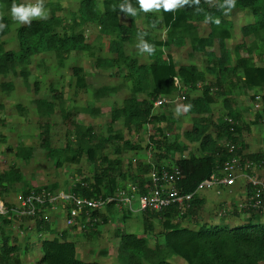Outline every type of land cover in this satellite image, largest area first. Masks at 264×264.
<instances>
[{
	"label": "trees",
	"instance_id": "obj_1",
	"mask_svg": "<svg viewBox=\"0 0 264 264\" xmlns=\"http://www.w3.org/2000/svg\"><path fill=\"white\" fill-rule=\"evenodd\" d=\"M122 2L79 0L69 18L60 13L63 7L58 1L47 3V19L33 20L31 26L17 24L12 31V20L5 12L13 3H27V0H0V21L7 25L0 32L1 76H19L26 85L29 83V66L38 62L37 57L43 61L45 56H53L58 65L63 66L64 59L71 52H86L92 57L95 68L123 71L124 81L129 87L121 105L111 108L107 135L97 136L92 127L71 122V136L62 147L51 146L47 122L57 108L63 110L61 93L55 92L50 85V96H37L31 100V106L44 121L42 142L39 148L18 144L14 154L23 165L12 164L0 172V199L8 209L14 201H8L6 196L14 190L22 193L42 188L59 191L53 187L55 185L31 186L25 181L23 171L40 150L46 162L55 168L64 164L78 165L84 157L92 166V174L83 175L65 191L82 197L104 199L115 195L128 180L137 184V194H144L149 186L148 173L152 169L177 167L183 176L177 181V186L183 192H191L202 180L218 173L224 161L233 155L240 157L242 165L247 160L263 161L264 164V153L245 152L247 145L242 139V132L249 125L241 120L242 115L233 98L234 90L239 88L251 93L249 98L253 101L256 94L252 93L257 90L261 95L256 96H260L261 108H264V61L263 64H256L251 56L255 41L263 38L264 43V0H236L235 7L226 15L216 7L218 0H200V11L196 10L197 6L186 5L175 12L138 11L135 17H126L119 12L117 5ZM132 3L136 6L135 0ZM235 10L249 14L251 19L241 25L240 40L230 46L234 30L231 15ZM208 15L218 18L220 23H206L200 32L199 24L205 23ZM88 24L94 25L100 36L107 39L103 47L98 46L97 49L87 39L85 29ZM159 32H164V36L158 35ZM141 33L144 34L143 39L155 48L152 56L141 54L142 60L136 53L128 51V47L139 42ZM11 42L15 43V47H6ZM188 47L204 56L202 67L192 61H177L176 51ZM191 52L188 57L192 56ZM71 72L74 85L89 86L83 66L75 64ZM174 77L178 78L180 86L174 83ZM33 86L34 92H37L38 79H34ZM91 87L88 88L93 99L101 101L116 94L123 85ZM14 88L12 79L0 82L3 92L9 93ZM180 94L184 95L183 105H191L190 111L185 114L192 121L182 133L177 132V120L168 116L170 113L164 108L166 103H174L173 99ZM160 97L168 102L154 107V102ZM218 104L222 113L217 112ZM17 107L22 110L21 105ZM92 110L99 111L96 108ZM260 121L264 123V110H257L249 123ZM116 122L121 125L119 129L113 128L112 123ZM150 126L145 148L154 151L156 160L139 161L133 171L129 168V173L124 171L120 157L122 151L140 149L136 143L126 139L125 134L145 131ZM229 144L235 146L233 152H229ZM108 145H112L113 157L106 152ZM191 145L196 146L195 150ZM245 188L247 195L252 194L250 185ZM208 192L195 195L182 213L175 204L160 210L121 208L122 220L134 212L141 214L143 232H118L116 264H175V260H183L185 264H263L264 212L255 208L239 209L238 202L234 200L224 214H219V210L213 207L215 205L207 201L210 198ZM115 206L112 202L106 205L105 212L101 209L95 211L94 214L102 220L86 227L81 234L89 238L100 235L99 226L110 221L113 210H118ZM136 206L134 203V208ZM153 220L157 221L159 229H155ZM29 221L31 227L25 224ZM16 223L18 229L25 233L31 228L36 234L51 230L48 221L40 214L21 218L9 210L0 214V264H23L21 256L30 249L28 241L24 246L17 243L13 235ZM69 236V230L63 229L34 243L40 255L33 264H103L97 260L82 259L77 242ZM100 252L107 254L108 250Z\"/></svg>",
	"mask_w": 264,
	"mask_h": 264
},
{
	"label": "rangeland",
	"instance_id": "obj_2",
	"mask_svg": "<svg viewBox=\"0 0 264 264\" xmlns=\"http://www.w3.org/2000/svg\"><path fill=\"white\" fill-rule=\"evenodd\" d=\"M58 1L63 9L60 11L64 17L69 18L70 12L75 10L79 0H45V4ZM101 1V0H100ZM28 2H34V0H27ZM48 9V6H46ZM9 17V11L5 12ZM234 22L233 30V41L230 46H233L238 40H240V27L247 21H250L251 17L249 14L242 11L235 10V13L231 15ZM141 17L138 18V23L141 25ZM18 23L13 22L11 24V30L13 31L15 26ZM206 26V23L199 24V31L202 32L203 28ZM86 37L91 43L97 48L103 47L106 43V38H102L97 31V28L94 25L88 24L85 29ZM161 37L164 36V32H159ZM15 38V37H14ZM10 42V41H9ZM139 42H135L132 46L128 47V51L133 54L139 55V58L142 60V53H140L139 48L137 47ZM250 43V40L249 42ZM8 43L6 47L13 48L15 43ZM98 47V48H99ZM97 48V49H98ZM98 51V50H97ZM193 51V52H191ZM192 53V56L188 57V53ZM243 55L246 53L243 52ZM251 56L254 58L256 64H263L264 61V43L263 38H258L255 41V46L251 53ZM176 59L179 62H194L198 66L202 67L204 64V56L201 53H198L188 48H182L176 51ZM38 62L33 63L29 66L30 75L29 83L24 84L21 77L13 76L9 74L7 76L0 75V82L2 80H14L15 88L13 91L7 93L0 90V172L8 169L12 164L19 166L21 162L15 157L16 146L20 143L25 145H32L36 148L41 146L42 142V131L44 130L43 123L38 115L36 114L34 108L31 106V100L34 97L50 96V91L48 88L50 85L53 86L55 92L61 93L64 101L63 110L57 108V111L47 120L50 130V142L53 147H62L68 141L71 136V122L82 123L93 128L97 136L107 135V127L110 123V111L111 108L119 106L122 103V99L128 94V82L124 81V72L112 68L110 70H100L95 68L92 65V57L89 53L86 52H71L65 59L64 65H58V62L53 56H45L42 61L40 57L36 58ZM40 59V60H39ZM79 64L84 67L85 73L87 74V79L89 86L98 87L105 84L115 85L120 84L118 92L112 94L108 99H103L101 101H96L93 99L91 91L88 87H80L74 85V81H71V68L73 65ZM38 79L39 88L37 92H34L33 81ZM126 84V85H124ZM92 88V87H91ZM193 94H196V91H192ZM249 94L245 89L241 90L237 88L233 92L234 105L237 110L240 111L242 115V121L247 123L249 127L243 129L242 139L246 143L247 148L245 152H257L260 151L264 153V123L260 121L257 124H250L254 118V114L257 111L255 107V98L252 101L249 98ZM253 95H261L260 91L255 90ZM255 95V97H256ZM174 103L165 104L164 108L168 116L174 117L177 120V132L182 133L186 128L191 126L190 117L186 116L185 113H181L180 116L175 114V110L178 106H183L184 95H178L175 97ZM21 105L22 110H20L17 105ZM99 109L98 112H94L92 109ZM162 108V107H159ZM217 112L222 113L221 107L218 104L216 106ZM163 109V108H162ZM264 108H258V111H262ZM68 112V114H67ZM216 112V113H217ZM67 114V115H66ZM67 116V119L65 117ZM114 129H119L121 127L120 123H112ZM149 130L151 131V126L148 127L145 131L140 130L139 132H132L130 135L125 134L126 139H129L136 143L140 149L134 151L123 150L121 153L122 167L124 171H133L134 166L139 161H155L156 157L154 151L145 148L148 143ZM170 140L172 136L169 135ZM112 145H108L106 152L110 157H113ZM194 145H191V148L195 150ZM144 148V149H143ZM23 165V164H21ZM20 165V166H21ZM253 167H256L254 170L255 173L260 175L262 169L264 172V164L260 168L255 164ZM129 168V169H128ZM244 171L252 174L251 169L247 168ZM92 166L85 160L83 157L80 164H64L61 168H55L50 162H46L45 155L42 150L32 159L31 163L24 169V178L31 186H50L58 188L59 190H67L70 188L73 182L80 179L83 175L90 176ZM253 170V169H252ZM130 180L126 181L123 184L125 187L130 184ZM241 184L245 190L247 182L245 184L244 179H240L237 182ZM236 185V184H235ZM123 186V187H124ZM215 189L210 190L207 194L210 198L207 201L213 207L218 210L222 206L228 204L227 207L232 206V203L235 201L241 200L240 196H228L225 193H218V198L215 193ZM19 191H12L6 196L7 200L10 202H15L16 194ZM210 194V195H209ZM230 194V193H229ZM237 198V199H236ZM116 208L117 205L115 206ZM114 209V208H113ZM102 212H105V207L101 209ZM118 211V212H117ZM113 211V214L110 218V221L107 223H102L99 226L100 230L104 231L103 236L97 238H89L85 235L78 234L81 237L77 239V250L79 256L84 260H97L103 264L114 263L116 264L115 258V247L118 245V232L124 230L125 232H133L141 234L143 232V225L141 214L134 212L128 214V218L125 220L121 219V214L123 209ZM127 213V212H124ZM64 216L60 217L57 226L65 225ZM16 227L13 229V235L21 246L25 245V241H30L28 243L30 249L24 255L21 256L23 264H33L35 258H38L40 255V250L36 248V244L41 240V237L36 234V232L28 231L25 233L22 229ZM153 225L155 229H159V225L156 220H153ZM54 226L53 227H57ZM78 231V230H76ZM79 232V231H78ZM30 233V234H29ZM156 233V232H155ZM36 243V244H34ZM150 243L153 244L154 240L151 239ZM102 249L108 250L107 254H103L100 251ZM183 264L185 262L181 260ZM178 260H175V264H182ZM264 264V263H263Z\"/></svg>",
	"mask_w": 264,
	"mask_h": 264
},
{
	"label": "built area",
	"instance_id": "obj_3",
	"mask_svg": "<svg viewBox=\"0 0 264 264\" xmlns=\"http://www.w3.org/2000/svg\"><path fill=\"white\" fill-rule=\"evenodd\" d=\"M174 83L180 86L177 77H174ZM175 100L177 99L175 98ZM260 100V96L255 97L256 110L261 108ZM166 102H168L166 98L160 97L154 102V107ZM224 120H227V118ZM234 149L235 146L229 144V152H233ZM255 164L260 168L263 165V161L256 163L247 160L242 165L240 157L233 155L224 161L218 173H213L202 180L191 192H183L177 186V181L183 177L177 167H173L170 170L165 168L161 170L152 169L148 173L149 186L147 191L141 195L137 194L138 188L135 183H130L126 187H119L115 195L105 199L102 197H82L63 190L53 192L45 188L39 190L31 189L28 193H17L14 205L9 209L3 200L0 199V214H4L8 210L17 218L33 217L40 214L41 218L47 221L49 220L48 213L62 210L66 212L67 225L82 232L86 227H91L102 220L94 212L106 207L109 203L115 202L118 209L126 207L132 211H140L147 208L160 210L163 207L175 204L182 213L190 206V202L195 195L221 187H231L240 179H246L247 184L252 187L253 191L252 194H245L243 199L238 201V208L243 210L255 208L264 212V172L262 169L260 175L255 173L256 167H253ZM247 168L251 169L252 174L244 171ZM134 203L137 205L136 208H134ZM227 210V205H224L219 209V214H224Z\"/></svg>",
	"mask_w": 264,
	"mask_h": 264
},
{
	"label": "clouds",
	"instance_id": "obj_4",
	"mask_svg": "<svg viewBox=\"0 0 264 264\" xmlns=\"http://www.w3.org/2000/svg\"><path fill=\"white\" fill-rule=\"evenodd\" d=\"M200 0H135L133 5L132 0H123L122 3L117 5V9L120 13H123L126 17H135L139 12H175L177 9L183 8L186 5L189 7L197 6L199 9ZM236 5V0H218L216 7L223 10L224 14H228ZM114 9V10H117ZM10 18L13 22L21 25L31 26L33 20L47 19L48 9L45 6V0H34V2L28 3H13L9 10ZM205 23L219 24L218 18L214 19L211 15H208L205 19ZM7 25L0 21V32H2ZM155 27V25H153ZM144 34H139V43L137 47L140 53L152 56L154 54V45L148 43L143 39ZM191 109V105L178 106L175 110V114L180 116L181 113H187Z\"/></svg>",
	"mask_w": 264,
	"mask_h": 264
},
{
	"label": "crops",
	"instance_id": "obj_5",
	"mask_svg": "<svg viewBox=\"0 0 264 264\" xmlns=\"http://www.w3.org/2000/svg\"><path fill=\"white\" fill-rule=\"evenodd\" d=\"M244 181H245V184H246V179H244ZM237 182H238V180L236 181V185H233V186H231V187H221V188H219V189H215V191H217V192H215V193H210V194H217V196L215 197V196H213L214 198H218V193H222V194H226V195H228V196H240V198L241 199H243V197L245 196V194L247 193V189L245 188V190H243L244 189V187L239 183L238 185H237ZM247 187V186H246ZM230 193V194H229ZM209 194V195H210ZM238 194V195H237ZM237 199V198H236ZM238 200H240V199H238ZM225 205H227V204H225ZM116 209H114L113 211H115ZM107 212V211H106ZM49 214V220H47L48 221V223H49V226L51 227V230L50 231H47V230H44V231H42L41 233H39V234H37L38 236H40L41 238L42 237H44V236H53L54 235V233H55V231H58L59 232V230H63V229H68L69 230V234H70V238H72V239H74L76 242H77V239L76 238H78V237H81V236H79L78 234H81V232H78V231H76V228L75 229H71V227L69 226V225H67V222H66V218H65V211H62V210H58V211H51L50 213H48ZM113 213H111V215H112ZM62 216H64V222H65V225H62V226H57V224H58V221H59V219H60V217H62ZM111 218V217H110ZM26 224V226H29V227H31L30 226V221L29 222H26L25 223ZM53 225L54 226H57V227H53ZM35 231V229L34 228H31L29 231ZM30 234V233H29ZM99 234L100 235H97V236H95V238H97V237H99V236H103L104 235V231L103 230H100V228H99ZM82 235H84V234H82ZM86 236V235H85ZM92 238H94V237H92ZM26 242V241H25ZM28 242H30V241H28ZM37 258H35V260H36ZM35 262V261H34Z\"/></svg>",
	"mask_w": 264,
	"mask_h": 264
}]
</instances>
